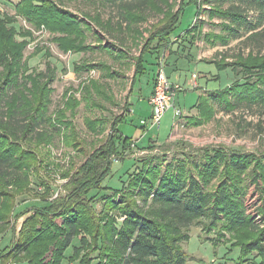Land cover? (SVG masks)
Listing matches in <instances>:
<instances>
[{
	"label": "rangeland",
	"instance_id": "obj_1",
	"mask_svg": "<svg viewBox=\"0 0 264 264\" xmlns=\"http://www.w3.org/2000/svg\"><path fill=\"white\" fill-rule=\"evenodd\" d=\"M22 1L0 0V24L4 25L2 37L8 36L6 34L15 26L21 30L13 40L21 46L19 56L16 57H21L19 60L23 63L29 62L31 70L38 73L39 70H45L47 61L56 68L55 81L51 84L53 92L49 116L56 120V112L67 103L66 94L70 92L75 97L71 102L74 104L76 101L77 105L75 116L72 119L68 117V120L73 121L76 131L75 134L72 131L65 132L66 135L63 132L54 134L52 143L45 139V143L39 148H35L36 143H33L32 137L22 142L25 149H32L36 154L31 153L34 156L27 157L25 168L21 172L23 179L4 189L13 196V208L4 228L0 229V264H27L31 255H11L9 246L15 238L28 232L25 225L29 213L48 208L60 196L68 195L67 187L79 167L108 140L113 132L112 124L126 116L130 107L134 113L120 124L119 129L124 136L136 141L124 156L115 155L111 158V175L99 190H93L89 194L97 220L103 227L113 225L120 228L126 219L123 209L126 204L135 200L139 207L144 206L143 200L138 197L139 188L133 186L135 175L143 170L155 166L164 169L166 164L182 160L186 162L187 168L194 170L196 163L201 162L205 156L204 152L252 155L264 166L263 108H250L242 104L237 109L228 110L217 98L213 99V105L208 106L202 114L194 109L200 93L211 99L216 98L212 95L213 92L223 90L237 80L230 68L220 70L216 64H209L204 60L215 59L232 65L238 57H248L250 54L255 58L264 57V36L249 42L246 40L252 34L247 31L248 27L259 24L264 14L245 10L243 14L247 17L249 26L238 27L229 21L211 17L212 9L215 8L214 1L156 0L145 16L134 17V21L127 22L120 14V1L49 0L44 14L38 18L25 16ZM233 4L241 3L239 0L229 1L223 5V9L230 8ZM181 11L177 29L167 40L158 64L164 65L166 71L168 66L174 68L178 62L182 63L181 59H185L182 66L178 65L182 71V79L187 77L189 80L196 65L197 80L194 79L188 88L185 84H179L182 91L176 98L174 108L181 109V118H176L175 109L171 108L163 116L159 128L144 130L141 128L142 121H149L152 116V107L147 98L151 94L152 82L159 68L153 66L156 62L154 57L147 56V74L134 86L136 61L143 51L152 49L150 39L157 27L166 18ZM41 23L45 25H40ZM228 24L240 30V37L232 38L227 46H223L214 35L228 36ZM263 29L264 24L256 32H262ZM186 31L190 33L187 34ZM21 32H25L27 37L24 38ZM72 45L75 47L70 48ZM3 46L4 41L0 39V52ZM81 48L84 51L78 53ZM198 57H201V61H198ZM6 60H11V57L0 55V80L6 78L3 65H6ZM76 65L81 67L75 71ZM88 65L92 68L87 69L85 66ZM190 65L192 68L189 70ZM169 73L172 75L174 71ZM139 85L143 91H140ZM10 93L13 95L14 90L10 89ZM1 96H5V93ZM25 96L30 97L26 92ZM140 99L142 100L139 101ZM189 117L193 118L190 123ZM98 119L102 120L99 126L101 131H90L88 121ZM263 178L252 184L251 176L245 184L248 190L246 205L255 216L258 207L262 205L260 189L264 184ZM217 183L215 181L210 189H214ZM64 219L56 218L54 221L61 227ZM189 235L190 241L182 245L187 258L186 264H237L242 252L240 245L255 236L251 231L237 234L225 232L217 235V240L212 243L208 238L215 234H208L199 224L190 228ZM81 236H84L87 243L82 247L80 255L94 258L91 252L96 247L95 241L90 235ZM74 246L79 247L78 240L67 251L68 257L72 255ZM53 252L54 248L39 263L52 264ZM248 258L246 264L259 261L254 256ZM80 262L70 258L64 260L63 264Z\"/></svg>",
	"mask_w": 264,
	"mask_h": 264
},
{
	"label": "trees",
	"instance_id": "obj_2",
	"mask_svg": "<svg viewBox=\"0 0 264 264\" xmlns=\"http://www.w3.org/2000/svg\"><path fill=\"white\" fill-rule=\"evenodd\" d=\"M109 1H120L118 8L127 22L134 21V17L145 16L149 7L152 9V5L157 2ZM205 1L215 3L211 17L229 21L238 27L249 26L247 17L243 14L245 10L264 14V0H239L240 5L233 4L227 9H223V5L233 0ZM48 2L49 0H23L25 16L39 18L44 14ZM182 11L166 18L153 32L150 39L152 49L143 51L136 61L134 86L147 74V56L154 57L156 62L153 66L160 69L159 56L165 49L167 40L175 33ZM263 24L264 17L256 26L248 27L247 31L252 34L246 38L247 42L264 36V29L256 32ZM2 29L4 25L0 24V34ZM226 29L229 30L228 36L214 35L223 46H227L232 38L240 37L239 29L232 28L229 24ZM18 31L21 30L13 26L6 34L8 36L3 38L0 35V39L4 41L0 55L11 57V60H6V65L2 63L6 69V78L0 80V95L5 93V96L0 97V229L4 228L3 225L13 208V196L4 189L23 179L21 172L25 168L27 157L34 156L31 153L36 154L32 149H25L22 142L32 137L33 143H36L35 148H39L45 143V139L52 143L54 134H65L67 131L75 134L76 131L73 121L68 120V117L72 119L76 113L77 102H71L75 97L70 92L66 94L67 103L56 112V120L49 116L53 92L51 84L55 81L57 70L47 61L45 70H39L38 73L31 70L29 62L23 63L19 60L21 57L16 56H19L21 46L13 41ZM24 33L20 34L26 38ZM73 47L75 45L70 48ZM82 51L83 48L78 53ZM236 60L232 65L215 59L204 60L209 64H216L220 70L230 68L237 80L231 86L213 92L212 95L216 98L199 96L194 109L202 114L208 106L213 105V99L217 98L228 110L237 109L242 104L250 108L259 106L264 109V57L255 58L250 54ZM79 67L81 66L76 65L75 71ZM85 67L92 68L91 65ZM159 69L153 79L154 86ZM10 89L14 90L13 95ZM25 92L30 97L25 96ZM9 95L11 96L8 97ZM191 119L193 118H188L189 123ZM124 121L125 116H122L112 124V135L79 167L67 187L68 195L60 196L48 208L29 213L25 225L28 232L15 238L9 246L10 254L17 257L31 255L27 264H40L39 260L52 248V264H63L64 260L70 258L80 260V264H87L88 261V264H186L187 258L182 245L190 241V228L199 224L208 234H215L208 238L212 243L217 240V235L225 232H253L254 238L240 245L242 252L237 264H246L250 256L259 259L255 264H264V184L260 189L262 205L258 207L257 215H253L246 205L247 179L252 176L251 183L255 184L264 175V166L252 155L204 152L205 156L201 162L196 163L194 170L187 168L184 160L179 163L170 162L164 169L159 166L148 167L149 169L135 175L136 180L133 183V186L139 188L138 197L143 200L144 206L139 207L135 200L126 204L123 208L126 219L120 228L113 225L103 227L99 224L89 194L93 190H99L101 184L111 175V158L115 155L124 156L134 144L119 129ZM101 124L102 120L99 119L88 121L90 131L94 132L99 130ZM215 181H218L217 185L210 189ZM56 218H65L61 227L55 223ZM256 218H259V222ZM80 234L90 235L95 241L96 247L91 252L94 258L80 255L82 247L87 243ZM75 240H78L79 247L74 246L72 255L68 257L66 253Z\"/></svg>",
	"mask_w": 264,
	"mask_h": 264
},
{
	"label": "built area",
	"instance_id": "obj_3",
	"mask_svg": "<svg viewBox=\"0 0 264 264\" xmlns=\"http://www.w3.org/2000/svg\"><path fill=\"white\" fill-rule=\"evenodd\" d=\"M193 78L196 79V75H194ZM181 91V86L170 81L166 74L165 66L161 64L156 76L154 91L150 98L152 116L149 121H142L141 124L148 128V130L159 128L163 116L169 109L174 108L176 98ZM174 109V116L176 118H181L183 115L181 109Z\"/></svg>",
	"mask_w": 264,
	"mask_h": 264
},
{
	"label": "crops",
	"instance_id": "obj_4",
	"mask_svg": "<svg viewBox=\"0 0 264 264\" xmlns=\"http://www.w3.org/2000/svg\"><path fill=\"white\" fill-rule=\"evenodd\" d=\"M201 59V57H198V61ZM185 59H181L180 61H182V63H183V61H184ZM201 61V60H200ZM182 63H180V62H178L177 63V66L176 67H174V68H170V66H168L167 67V69H166V74H167V76L169 77V79H170V81L171 82H173V83H178V84H182V85H186V87L188 88V86H191L192 84H193V82H194V78H193V76L196 74L195 73V69H196V65H194L195 67L192 69L193 71L191 72V78L188 80V78L186 77L185 78V80H183L182 79V71L179 69V66H182ZM179 65V66H178ZM192 67H191V65L189 66V70L191 69ZM171 70H173L174 71V74H170L169 73V71H171ZM180 70V71H179ZM201 77V76H200ZM197 80V79H196ZM140 83V82H139ZM152 85H153V88H152V91H151V94H150V96L147 98L148 99V102H149V105L151 106V104H150V98H151V96H152V93H153V90H154V82H152ZM140 86V91H143V88H142V86L141 85H139ZM186 88V89H187ZM202 94L200 93V95L199 96H201ZM142 99H140L139 101H141ZM152 107V106H151ZM134 113V110H133V108L132 107H130L129 108V111H128V114L125 116V119L127 118V117H129L130 115H132ZM125 122V121H124ZM142 125V124H141ZM142 127L144 128V130H145V128L146 127H144L143 125H142ZM141 127V128H142ZM142 128V129H143ZM148 129V128H147ZM133 141H136V140H133ZM135 143V142H134Z\"/></svg>",
	"mask_w": 264,
	"mask_h": 264
}]
</instances>
